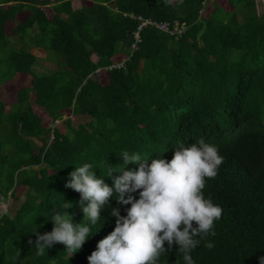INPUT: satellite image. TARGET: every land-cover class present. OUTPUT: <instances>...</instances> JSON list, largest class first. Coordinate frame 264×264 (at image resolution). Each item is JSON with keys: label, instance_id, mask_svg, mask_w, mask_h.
I'll return each mask as SVG.
<instances>
[{"label": "trees", "instance_id": "trees-1", "mask_svg": "<svg viewBox=\"0 0 264 264\" xmlns=\"http://www.w3.org/2000/svg\"><path fill=\"white\" fill-rule=\"evenodd\" d=\"M209 1L83 0L79 7L74 0H0V88L16 79L23 83L11 106L0 96V130L6 131L0 137V196L21 200L14 215L0 211V264H89L97 242L115 228L111 208L102 210L106 219L92 228L99 231L74 255L63 244L38 253L27 243L36 229H53L46 217L62 211L64 200L72 203L66 211L74 220H83L80 193L65 186L75 165L90 163L103 175L121 166L117 155L125 150L151 157L149 163L164 151L161 158L171 160L178 142L201 137L217 145L223 157L204 189L222 215L215 236L192 251L195 264H259L264 256V12L256 0H225L226 6L211 2L214 9L205 15ZM48 5L52 17L44 10ZM139 17L153 23L142 28L137 41ZM178 23L186 27L181 33L158 26L174 31ZM17 37L18 48L12 43ZM27 44L47 51L56 68L38 72L39 57ZM70 110L77 127L73 118H64ZM32 167L36 172L30 174ZM105 182L113 185L111 177ZM20 187L24 196L17 194ZM110 204L117 206L112 198ZM126 207L120 206L122 215ZM209 241L215 245L211 250L204 246ZM158 264H183L178 246L161 254Z\"/></svg>", "mask_w": 264, "mask_h": 264}, {"label": "clouds", "instance_id": "clouds-1", "mask_svg": "<svg viewBox=\"0 0 264 264\" xmlns=\"http://www.w3.org/2000/svg\"><path fill=\"white\" fill-rule=\"evenodd\" d=\"M192 141L178 142L171 160L161 158L164 151L150 163L151 157L125 150L117 155L123 158L121 166L109 167L103 175H97L90 163L75 165L65 186L80 193L83 220H74L66 211L72 203L64 200L62 211L46 217L54 223L53 229L44 233L36 229L35 238L27 243L38 253L63 244L74 255L99 231L93 233L92 228L98 223L102 226L106 219L102 210L111 208L115 228L97 242L87 257L89 264H158L161 254L174 246L183 264H195L192 251L205 237L215 236L214 225L222 215V208L205 198L204 189L206 180L217 176L223 157L218 146L204 138ZM129 163L139 165L138 170H128ZM105 177H111L113 185ZM110 198L116 207H111ZM121 205H130L124 215ZM204 246L211 250L215 245L209 241ZM259 264H264V256L259 257Z\"/></svg>", "mask_w": 264, "mask_h": 264}, {"label": "rangeland", "instance_id": "rangeland-1", "mask_svg": "<svg viewBox=\"0 0 264 264\" xmlns=\"http://www.w3.org/2000/svg\"><path fill=\"white\" fill-rule=\"evenodd\" d=\"M219 2L222 6L225 5L226 1L225 0H210L207 5L204 7L203 12L204 14H208L210 12L213 11L214 6L211 2ZM83 0H74V4L75 6H81L82 5ZM257 2V8L259 10L260 13L264 12V0H256ZM89 4V3H88ZM226 6V5H225ZM51 5L48 6H44V10L47 12V14L52 17L53 15V11L51 9ZM230 10H233V7L228 5L227 6ZM28 15V12L22 13L19 15L20 19H25ZM15 23L12 22L9 25L8 30L11 31L12 28L15 26ZM12 43L15 47H19L21 45V42L19 40V38L17 37L16 39L14 38L12 40ZM35 44V42L33 43ZM27 47L29 50L33 51L38 57L39 60L36 63V70L38 72H42V71H51L54 70L56 68V61L52 60V58H50L49 54L47 51H45L44 49L40 48V47H36V45H32V44H27ZM123 60H126V58H124ZM102 80L105 82L108 80V77L104 75V77L102 78ZM23 86L22 81L20 80H15L13 82H6L2 85V87L0 88V96L1 98L6 102V104L8 106H11L16 100H17V89ZM34 109L35 111L41 115L44 118V121L47 125L52 126L55 125L54 123H51V117L48 116V114L43 110L42 107H40L39 105L34 104ZM71 117L74 120V126H78V120L77 118H75V116L72 114L71 110L70 111H66L65 112V117ZM57 124L61 127H65L64 121L62 120H58ZM56 124V125H57ZM6 131L5 130H0V137L4 139L3 136H6ZM30 174L35 173L36 172V167H32L30 169H28ZM25 189L23 188H19V192H17V194L19 196H24L25 194ZM21 205V200H14L13 197L11 198H4L0 196V211L1 212H8L11 215H14L17 211V209L19 208V206Z\"/></svg>", "mask_w": 264, "mask_h": 264}, {"label": "built area", "instance_id": "built-area-1", "mask_svg": "<svg viewBox=\"0 0 264 264\" xmlns=\"http://www.w3.org/2000/svg\"><path fill=\"white\" fill-rule=\"evenodd\" d=\"M139 19L142 21L141 22V24H140V26H139V28H138V30L135 32V38H136V40L137 41H139L140 40V32H141V30H142V28L143 27H145V26H147V25H149V24H152L153 22H152V20H150V19H144L143 17H139ZM159 26V28H162V29H164V30H166V31H169V32H171L172 34H174L176 31H178L179 33H181V32H183L184 30H185V28L186 27H179V23L177 24V29L176 30H174V31H172V30H170V28H169V26H167V25H158ZM125 61V60H124ZM120 62V63H115L114 65H112V66H110V67H119V66H123L124 65V63L125 62Z\"/></svg>", "mask_w": 264, "mask_h": 264}]
</instances>
